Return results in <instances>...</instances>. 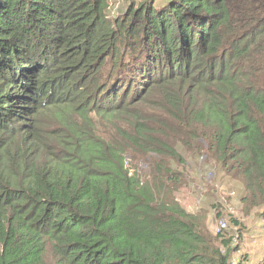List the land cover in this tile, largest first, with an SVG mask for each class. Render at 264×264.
<instances>
[{
	"label": "trees",
	"instance_id": "16d2710c",
	"mask_svg": "<svg viewBox=\"0 0 264 264\" xmlns=\"http://www.w3.org/2000/svg\"><path fill=\"white\" fill-rule=\"evenodd\" d=\"M109 2L0 0V264H228L173 192L264 208V0Z\"/></svg>",
	"mask_w": 264,
	"mask_h": 264
},
{
	"label": "rangeland",
	"instance_id": "374dc122",
	"mask_svg": "<svg viewBox=\"0 0 264 264\" xmlns=\"http://www.w3.org/2000/svg\"><path fill=\"white\" fill-rule=\"evenodd\" d=\"M141 1L110 0L107 17L110 12L116 16L129 6L137 7ZM179 152L192 169L189 183L173 192L177 203L189 213L206 217L208 231L217 239L220 253L228 254V264H263L264 230L260 214L264 208H252L244 204L241 201V183L228 178L213 161L205 164L181 148ZM220 220L227 223L221 238L214 235ZM224 241L227 244H223Z\"/></svg>",
	"mask_w": 264,
	"mask_h": 264
},
{
	"label": "built area",
	"instance_id": "2783aa9c",
	"mask_svg": "<svg viewBox=\"0 0 264 264\" xmlns=\"http://www.w3.org/2000/svg\"><path fill=\"white\" fill-rule=\"evenodd\" d=\"M118 16L119 13H117L116 16H114L113 13L111 14L110 12L108 18L113 20V19H117ZM226 228H227V223L224 220H220L216 225L214 235L216 236L222 235L225 232Z\"/></svg>",
	"mask_w": 264,
	"mask_h": 264
},
{
	"label": "clouds",
	"instance_id": "9594fccd",
	"mask_svg": "<svg viewBox=\"0 0 264 264\" xmlns=\"http://www.w3.org/2000/svg\"><path fill=\"white\" fill-rule=\"evenodd\" d=\"M126 166H127V163H126ZM216 236V235H215ZM232 241V240H231Z\"/></svg>",
	"mask_w": 264,
	"mask_h": 264
}]
</instances>
